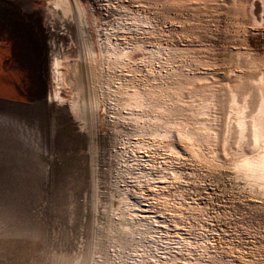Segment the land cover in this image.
I'll return each mask as SVG.
<instances>
[{"label": "rangeland", "instance_id": "obj_1", "mask_svg": "<svg viewBox=\"0 0 264 264\" xmlns=\"http://www.w3.org/2000/svg\"><path fill=\"white\" fill-rule=\"evenodd\" d=\"M262 98L264 0H0V264H264Z\"/></svg>", "mask_w": 264, "mask_h": 264}, {"label": "bare ground", "instance_id": "obj_2", "mask_svg": "<svg viewBox=\"0 0 264 264\" xmlns=\"http://www.w3.org/2000/svg\"><path fill=\"white\" fill-rule=\"evenodd\" d=\"M58 99V98H57ZM235 99V98H234ZM233 99V100H234ZM231 103V102H230ZM84 107V106H83ZM240 111V110H238ZM57 113V112H56ZM85 113V112H84ZM241 113V112H240ZM81 116V115H80ZM237 127L239 131V137H243V128L245 127L246 123L241 119V117L238 118ZM250 126L252 127V136H251V142L253 145L259 144V141H261L264 137V98L260 99L259 105H258V113L257 115L252 119ZM71 140V139H70ZM263 141V140H262ZM245 162L241 163V167L245 169L247 172L250 173L253 177L257 178L254 180H261V182H264V155L258 154L255 157L246 158L244 160ZM25 163V161H23ZM21 163V162H20ZM25 165V164H24ZM24 167V166H23ZM239 166V168H241ZM241 168V169H242ZM242 169V170H243ZM13 170V169H12ZM245 173V174H246ZM27 174V173H26ZM29 174V173H28ZM248 175V174H246ZM11 176V175H10ZM9 176V177H10ZM30 176V175H29ZM250 176V175H249ZM9 182V181H8ZM262 182V183H263ZM24 185H26L24 183ZM7 186V185H6ZM9 186V185H8ZM12 187V186H11ZM29 187V186H28ZM9 189V188H6ZM25 190V189H24ZM29 190V189H27ZM23 194V193H22ZM27 194V193H25ZM29 194V193H28ZM21 197V195H20ZM29 199V198H28ZM16 236V235H15ZM18 238V237H17Z\"/></svg>", "mask_w": 264, "mask_h": 264}]
</instances>
